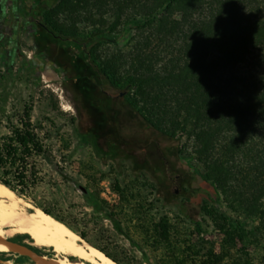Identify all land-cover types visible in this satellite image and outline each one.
I'll use <instances>...</instances> for the list:
<instances>
[{"label":"rangeland","instance_id":"1","mask_svg":"<svg viewBox=\"0 0 264 264\" xmlns=\"http://www.w3.org/2000/svg\"><path fill=\"white\" fill-rule=\"evenodd\" d=\"M235 1L245 2L239 26L264 20V0ZM19 10L25 23L47 16L81 36L98 29L89 33L95 39H58L68 49L83 48L81 59L115 97L119 117L118 136L95 138L100 111L70 86L80 69L48 67L57 76L45 80L44 70L25 60L37 49L34 35H12L14 25L0 13V137L25 120L28 104L47 147L36 158L42 182L31 196L15 193L27 211L51 210L122 264H264V44L244 55L239 70L229 58L220 63V27L227 26L231 0H23ZM102 36L118 40L94 44ZM100 65L110 66L122 83L142 78L143 87L115 86ZM67 102L71 108H64ZM175 140L179 161L168 151ZM208 196L220 197L218 205L245 227V237L226 236L202 216ZM160 219L179 229L169 243L157 241L150 229ZM192 219L204 220L200 235ZM3 228L7 241L52 254L31 245L28 233L8 231L14 225ZM27 257L0 251L1 259L16 263Z\"/></svg>","mask_w":264,"mask_h":264},{"label":"trees","instance_id":"2","mask_svg":"<svg viewBox=\"0 0 264 264\" xmlns=\"http://www.w3.org/2000/svg\"><path fill=\"white\" fill-rule=\"evenodd\" d=\"M63 1V0H62ZM164 0H162L163 2ZM233 4V10L231 14L227 17V26L221 25V34L220 36L225 38L221 41L222 50H221V64L229 58L231 63L237 67L239 70L240 63L245 62L246 54H250L252 49L257 45L264 44V20L257 19L258 22L252 26H239L241 20H243V12L241 8L245 5V2H237L231 0ZM171 2H168L169 5ZM161 5V4H160ZM226 17V18H227ZM155 19L151 18V21ZM225 20V17L221 19ZM230 20L234 21V27L232 29L228 28V22ZM249 20V18H248ZM47 27L52 29L55 33L60 36H64L66 39H71L77 41V38L81 36L80 32L76 30L67 29L64 30L56 26L55 21L51 20L46 16V21H42ZM223 24V23H222ZM114 26L109 27V34L112 33ZM96 30H91L86 35H82L83 38H92L89 33ZM47 32V31H46ZM40 45L51 47L52 50H56L58 55H62L61 59L64 62H67L65 56V49L58 51V47L61 45V41L53 35H49L47 32L46 36L38 37ZM109 40H118V37H110L108 40H105L104 36L99 38L94 44L101 43L103 41ZM96 41V40H95ZM83 50V48H81ZM85 53L83 50L80 55L77 57L78 60L75 62V67L80 69V72L77 74L78 80L80 82L81 91L88 97V100L94 102L100 108V121L95 126L93 134L95 138H112L113 136H118L117 122L119 121L118 113L116 107H114L115 97L112 94H104V87L101 84H98L94 76V68L92 65L84 60L82 56ZM91 55V54H89ZM248 64H250L248 62ZM100 72L105 75V77L115 86H126L130 85L131 88L135 86L138 89L143 87V79L135 80L132 76L126 78L122 83L116 79L115 74L110 66H99ZM250 69V68H249ZM93 70V72H92ZM242 85L243 82H241ZM128 102L140 113V115L149 121L152 125L158 127V124L153 122V120L144 112L139 103L131 98H127ZM262 102H264V97ZM256 103V102H253ZM25 120H21L20 124H15L10 128V132L3 134L0 137V182L8 186L12 191H14L19 196H31L38 185L42 182L43 176L42 171L37 165V156L46 153V144L43 138L40 137L37 132L31 118L32 108L28 104H25ZM177 140L172 141L168 147L169 153H171L175 160H181L180 150H177ZM165 156V155H163ZM205 177V174H202ZM220 197L208 196L204 198L200 212L204 218H209L212 220L214 225L218 228L221 233L229 236L231 238L238 237L243 238L246 236L245 227L237 223L218 205ZM96 208L103 209L96 202L93 203ZM46 212L52 214L57 219L64 221L68 226L73 228L82 238L86 239V235L83 231L78 230L72 226L64 218L53 213L49 209H44ZM112 221L117 226L116 220L111 218ZM190 225L193 226V233L200 235L205 231L204 220L192 219ZM118 227V226H117ZM150 229L155 233L154 236L157 237V241L163 243H169L171 238L170 233L173 230H179L173 222L168 219H160L157 221L151 222ZM128 240L136 246L141 247L140 242L127 234ZM171 247V244H168ZM99 249L105 252L106 255L111 257L118 264L122 262L113 254L109 253L103 247L95 245ZM172 254L171 260H180L174 254L175 252L171 251Z\"/></svg>","mask_w":264,"mask_h":264},{"label":"bare ground","instance_id":"3","mask_svg":"<svg viewBox=\"0 0 264 264\" xmlns=\"http://www.w3.org/2000/svg\"><path fill=\"white\" fill-rule=\"evenodd\" d=\"M56 76V72L50 68L42 72L45 80L55 79ZM64 108H71V104L65 103ZM25 204L21 197L0 182V251L27 253L31 258L26 263L4 260L7 264H118L104 251L84 240L64 221L41 209L29 212ZM8 225H14L8 231L28 233L31 245L41 251L51 249L52 254L26 251L19 244L8 242L6 238L9 234L3 228Z\"/></svg>","mask_w":264,"mask_h":264},{"label":"flooded vegetation","instance_id":"4","mask_svg":"<svg viewBox=\"0 0 264 264\" xmlns=\"http://www.w3.org/2000/svg\"><path fill=\"white\" fill-rule=\"evenodd\" d=\"M33 19V20H32ZM26 21L21 20V22L15 24L13 28L11 29V34H17L19 32L26 31L30 34H33L35 39L37 40L38 46L36 51L34 52L33 56H30V58H26L25 60L29 63L34 65L36 70L45 69L47 67H52L59 70H66L69 64H74L77 59V57L80 55L82 50L80 48L74 47L72 49H68L65 45L62 44L58 47V51H62L65 49V56L67 58V62H64L63 59H61L62 55H58L56 50H52L51 47L49 48V45H40L38 37L46 36L47 32L49 35H53L57 38H60L62 36L58 35L52 29L47 27L42 21L39 19H34L32 16L31 21L28 23H25ZM47 31V32H46ZM65 38V37H63ZM66 39V38H65ZM67 40V39H66ZM17 42V41H16ZM18 50V43H15L14 45V51ZM71 90L74 92H78L81 95V98L85 100V103L90 106L91 108L98 109L100 111L99 106H97L94 102L91 100H88L87 96L81 91L80 89V82L78 80V76L76 75L75 79L70 83ZM104 93H107L106 95L110 94L107 90L104 89ZM122 95V93L120 94ZM77 103H81L79 99H77ZM29 257H27L28 260ZM31 260V258L29 259Z\"/></svg>","mask_w":264,"mask_h":264},{"label":"crops","instance_id":"5","mask_svg":"<svg viewBox=\"0 0 264 264\" xmlns=\"http://www.w3.org/2000/svg\"><path fill=\"white\" fill-rule=\"evenodd\" d=\"M23 0H0V13L2 19H8L11 25H15L21 20L23 21L24 16L22 11L19 10Z\"/></svg>","mask_w":264,"mask_h":264},{"label":"water","instance_id":"6","mask_svg":"<svg viewBox=\"0 0 264 264\" xmlns=\"http://www.w3.org/2000/svg\"><path fill=\"white\" fill-rule=\"evenodd\" d=\"M47 68H48V67H47ZM45 69H46V68H45ZM45 69H43V70H45ZM8 242H11V241H8ZM19 245H20V244H19ZM20 246H22L26 251L34 250V251L40 253L38 250H35V249H26L23 245H20ZM0 264H7V263H6V261H4L3 259H0Z\"/></svg>","mask_w":264,"mask_h":264}]
</instances>
